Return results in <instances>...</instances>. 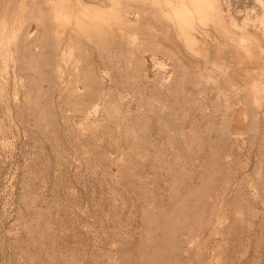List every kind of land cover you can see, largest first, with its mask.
Instances as JSON below:
<instances>
[{"label": "rangeland", "instance_id": "1", "mask_svg": "<svg viewBox=\"0 0 264 264\" xmlns=\"http://www.w3.org/2000/svg\"><path fill=\"white\" fill-rule=\"evenodd\" d=\"M56 3L0 0V264H264V32L145 0L68 44Z\"/></svg>", "mask_w": 264, "mask_h": 264}, {"label": "bare ground", "instance_id": "2", "mask_svg": "<svg viewBox=\"0 0 264 264\" xmlns=\"http://www.w3.org/2000/svg\"><path fill=\"white\" fill-rule=\"evenodd\" d=\"M57 1H60V0H57ZM144 1L145 0H71L72 8H68L63 3L49 4L47 5L46 14L52 23L51 26H52L54 39L56 41L58 40L62 41L64 40V38H66L65 40H67L69 42L68 44H70V39L72 37L71 31L74 28L75 29L88 28V29H94L97 32H101L100 30L102 28L103 23H105V25L107 26V29L109 28L110 36L114 37L116 30H114L113 27H110L109 22L112 23L115 19H118V18L123 19L122 23L130 22L131 19L127 18V15H129L128 9L122 8V7L127 6L128 8V7H131V5H134L133 8H135V6L140 7L139 4L143 3ZM154 1L160 2L162 5V8H164L166 12L165 15L168 16L170 19H172V21L176 22L177 25H181L182 30L186 29L185 34H188L189 21H190L189 15L192 13L193 3L195 2L199 3L200 0H194V1H191V0H154ZM224 1L226 4L225 6L228 7V8L227 7L225 8L227 9L226 12L231 20V23L242 27V26H245L246 24L249 25L250 21L254 20L255 26H257V28L259 27L258 29L259 30L261 29L264 32V0H224ZM196 7L197 6H195L194 11H193L195 16L197 14ZM219 10H220V7H219ZM216 16L217 18L220 17V14L218 11L216 12ZM13 17L14 15L12 16V18ZM6 21L8 22V19H6ZM117 24H119V21H117ZM220 25L222 27V22H220ZM250 25H252V23ZM183 26H185L186 28ZM70 27L72 28L70 29ZM223 27L231 35L237 33V31L233 27H229L225 22L223 23ZM107 29H105V31ZM49 37L52 38L51 36ZM259 45H262V44L259 43ZM26 79L27 78L25 77V80Z\"/></svg>", "mask_w": 264, "mask_h": 264}]
</instances>
